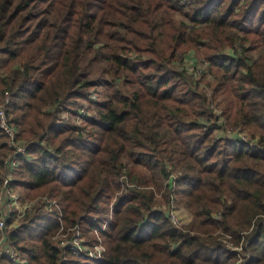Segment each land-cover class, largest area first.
Wrapping results in <instances>:
<instances>
[{"label":"trees","instance_id":"obj_1","mask_svg":"<svg viewBox=\"0 0 264 264\" xmlns=\"http://www.w3.org/2000/svg\"><path fill=\"white\" fill-rule=\"evenodd\" d=\"M0 102L28 155L10 184L105 248L58 247L36 206L0 264H235L220 236L252 222L243 264H264V0H0ZM10 152L0 127V186Z\"/></svg>","mask_w":264,"mask_h":264},{"label":"built area","instance_id":"obj_2","mask_svg":"<svg viewBox=\"0 0 264 264\" xmlns=\"http://www.w3.org/2000/svg\"><path fill=\"white\" fill-rule=\"evenodd\" d=\"M4 96V101H7L9 97L8 91H4ZM91 97L95 98V94L92 93ZM82 111L83 108H80L79 112ZM77 118H79V116H77ZM0 127L6 132L7 143L12 146V152H10L4 160L7 172L3 176L0 186V255L6 254L12 260L20 259L18 251L10 243L6 242V231L8 228L16 227L21 222L23 216L34 207L42 206L48 210L56 208L59 211V225L51 236V239L58 247L68 249L72 254L83 258L101 257L105 248L98 230L94 231V238L88 240L78 223L70 225L64 224V221L61 218L59 205L55 199L45 194L26 198L23 197L18 187L10 184L13 173L18 166L21 157L23 155L24 157H27L28 155L25 154V147L15 139L16 130L8 122L2 102H0ZM226 135L231 137L234 142L242 140L252 142L253 140L245 130L239 128H227ZM171 176L173 177V174L169 175L166 182ZM168 215L171 222L176 226H179L183 222L182 217L172 203L169 207ZM105 225L106 222L102 224L100 230H103ZM252 226L253 222L248 229L241 232V239L238 244H232L227 241L229 235L224 236L223 240L227 241L229 249L237 255L235 264H243L248 255L247 251H245L247 243L245 235Z\"/></svg>","mask_w":264,"mask_h":264},{"label":"rangeland","instance_id":"obj_3","mask_svg":"<svg viewBox=\"0 0 264 264\" xmlns=\"http://www.w3.org/2000/svg\"><path fill=\"white\" fill-rule=\"evenodd\" d=\"M215 71H217V68H215V67H213L212 68V73L213 72H215ZM98 90H99V94H97L98 96H97V99H102V97L104 96V92H105V89H104V87H102V86H99L98 87ZM214 110L217 112V111H220V109H219V106L218 105H215V107H214ZM67 112H64V114H66ZM64 116H66V115H64ZM256 131V130H255ZM248 133V132H247ZM249 134V133H248ZM250 135V134H249ZM137 172H138V174H140L141 175V178L142 179H145L149 174H148V172L146 171V169H144V168H142V167H139L138 168V170H136ZM138 174H136L137 176H138ZM141 179V180H142ZM39 195V194H38ZM48 195V194H47ZM37 196V195H36ZM33 197H35V196H33ZM51 197V196H50ZM27 198V197H26ZM28 198H30V197H28ZM182 217H184L183 216V214H182ZM188 218V216H185V220ZM183 219V218H182ZM183 219V220H184ZM224 236L225 235H222V236H220V238L221 239H224ZM228 241H229V239H227ZM230 242V241H229Z\"/></svg>","mask_w":264,"mask_h":264}]
</instances>
